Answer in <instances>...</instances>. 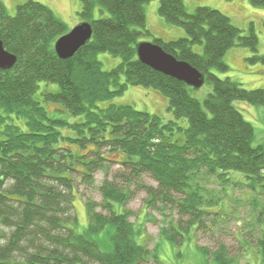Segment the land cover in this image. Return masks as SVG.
<instances>
[{
	"label": "trees",
	"instance_id": "trees-1",
	"mask_svg": "<svg viewBox=\"0 0 264 264\" xmlns=\"http://www.w3.org/2000/svg\"><path fill=\"white\" fill-rule=\"evenodd\" d=\"M151 1L80 0L79 23L90 24L92 37L66 60L54 51L66 27L47 6L27 1L10 16L0 2V40L17 58L0 69V264H164L158 245L149 249L130 220L129 184L144 190L146 210L174 214L159 230L174 246L223 218L227 189L247 191L253 203L264 194V142L253 145L254 129L234 106L264 109V88L245 90L214 74L228 72L224 57L237 47L252 53L248 62L264 66L256 34L214 8L189 13L183 0H160L158 15L184 36L154 38L146 27ZM248 1L264 8V0ZM143 41L188 63L211 92L201 102L194 88L142 64L135 47ZM100 53L120 63L105 71ZM128 87L163 96L173 119L130 105L98 106ZM113 166L121 184L110 180ZM98 174L101 201L81 197L88 222L78 232L75 193L95 188ZM144 176L155 186L140 182ZM263 226L255 246L240 244L242 254L233 256L222 243L198 250L206 263L264 264ZM246 248L255 250L254 261Z\"/></svg>",
	"mask_w": 264,
	"mask_h": 264
},
{
	"label": "rangeland",
	"instance_id": "rangeland-1",
	"mask_svg": "<svg viewBox=\"0 0 264 264\" xmlns=\"http://www.w3.org/2000/svg\"><path fill=\"white\" fill-rule=\"evenodd\" d=\"M27 1L39 2L47 6L55 16L65 25L66 30H71L79 23L78 13L80 11V0H0L5 6L7 13L10 16L16 14V7ZM160 0H152L145 6L146 27L152 33L153 37L161 38L159 31H154L150 28V18L153 16L156 21H162L161 25H166L164 20L158 15L157 8ZM185 7L189 13H192L197 7L207 6L214 8L224 15H226L231 23L243 32H249L251 29L258 38V53L259 56L264 57V8H255L250 5L248 0H183ZM100 16L99 10L94 12V17ZM160 24L157 22V25ZM172 29L181 28L173 27ZM184 33V32H183ZM161 36V37H160ZM176 38L177 35L172 34ZM163 39V38H162ZM165 40V39H164ZM193 50L199 54L202 53V46H194ZM252 57V53L247 48H233L229 50L224 62L229 67L227 73L222 74L214 71V74L219 78H230L242 86L245 90H256L264 88V66L257 63H250L247 59ZM97 59L102 64V69L107 71L116 67L120 63V59L113 57L108 53H100ZM211 92L209 84L204 83L199 89L191 91L193 97L199 101H203L207 94ZM109 104L130 105L138 111H144L150 114L160 116L164 121L172 120V113L168 110L166 99L151 89L142 87H128L124 93L111 100L102 101L98 103L101 108L107 107ZM234 106L240 111L244 119L249 122L254 129L253 145H258L264 142V109L261 106H252L242 101H234ZM54 107L50 106L52 111ZM119 166L112 167V175L110 180H115L118 184L122 183L119 176L122 175ZM96 186L90 191H83L74 196V209L77 217L78 232H82L87 226V214L82 203L81 197L90 198L97 203H100L101 197L97 188L103 180V175L96 176ZM241 178V176H240ZM243 180V179H241ZM144 185L155 186V183L148 178L142 177L140 179ZM130 189L133 190V197L125 206L130 211L132 217L131 222L136 229H139V237L146 240L149 249L158 245V256L164 264H211L206 263L203 255L198 250L205 248L213 251L219 243L224 244L229 253L236 256L238 253L242 254L240 244L243 242H251L255 246V241L260 236L262 224H264V194H259L256 201L253 203L251 194L245 190L227 189L222 196L223 204V218L216 216V223L210 226L211 230L205 233L194 232L191 233L189 240L184 242L181 246H174L167 241H164L159 236L161 226H165L166 220L173 218L174 214H169L168 217L161 216L158 212L148 211L144 206L145 193L141 188L134 184H129ZM128 186V187H129ZM215 192H218L215 190ZM219 208H215L214 211ZM175 214V219H177ZM260 220V221H259ZM262 223V224H261ZM210 224V223H209ZM249 225V227H247ZM264 228V226H263ZM138 238V240L140 241ZM251 245V247H252ZM104 251L106 247H102ZM247 249L246 256L252 261L255 260V250Z\"/></svg>",
	"mask_w": 264,
	"mask_h": 264
},
{
	"label": "water",
	"instance_id": "water-1",
	"mask_svg": "<svg viewBox=\"0 0 264 264\" xmlns=\"http://www.w3.org/2000/svg\"><path fill=\"white\" fill-rule=\"evenodd\" d=\"M92 37L89 23L81 22L54 42V51L61 60L71 58ZM138 60L163 75L170 76L189 87L199 89L204 84V76L188 63L176 60L151 42H140L135 47ZM16 56L4 49L0 40V69L8 70L16 63Z\"/></svg>",
	"mask_w": 264,
	"mask_h": 264
},
{
	"label": "crops",
	"instance_id": "crops-1",
	"mask_svg": "<svg viewBox=\"0 0 264 264\" xmlns=\"http://www.w3.org/2000/svg\"><path fill=\"white\" fill-rule=\"evenodd\" d=\"M155 9V6H152V16L150 18V28L154 29V31H159L161 33V38L165 40H171L176 39L175 36H172V34L177 35L179 37L184 36V33L180 31V29H172L173 27H170L168 25H161L162 21H156L155 17L153 16V10ZM147 23H149V19H146ZM157 22L160 23L157 25ZM178 38V37H177Z\"/></svg>",
	"mask_w": 264,
	"mask_h": 264
}]
</instances>
